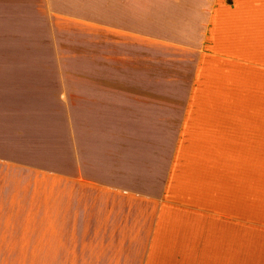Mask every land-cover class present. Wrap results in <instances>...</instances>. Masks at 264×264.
Masks as SVG:
<instances>
[{"label": "crops", "instance_id": "0c3cea01", "mask_svg": "<svg viewBox=\"0 0 264 264\" xmlns=\"http://www.w3.org/2000/svg\"><path fill=\"white\" fill-rule=\"evenodd\" d=\"M40 4L82 37L57 43L49 23L44 48L0 42V206L35 223L32 244L13 235L0 253L264 264L234 258L249 257L251 229L264 234L251 216L264 169L249 161L264 168V122L241 99L264 94V0Z\"/></svg>", "mask_w": 264, "mask_h": 264}, {"label": "rangeland", "instance_id": "374dc122", "mask_svg": "<svg viewBox=\"0 0 264 264\" xmlns=\"http://www.w3.org/2000/svg\"><path fill=\"white\" fill-rule=\"evenodd\" d=\"M56 20L51 19L50 16L44 12L43 6L40 4V0H0V42H15V43H25L27 42L26 52H33L34 44L41 42L42 48L49 41V38L46 34L50 28L48 24ZM44 24L41 29L44 30V34H40L42 31L36 27L34 23ZM45 22V23H44ZM26 23V24H25ZM51 24V23H50ZM52 25V24H51ZM51 32L56 37L57 43L60 42L64 45L65 36H69L73 39L81 40L82 31L80 29H66L65 27L55 28L52 25ZM58 45V44H57ZM20 46V45H19ZM64 49V46L59 47ZM25 45L20 46V50L24 51ZM55 52H59V51ZM22 53V52H16ZM51 53V52H49ZM81 61H78L76 64L77 67L82 66ZM218 85V84H217ZM243 103L248 102L250 108L249 119L252 122H264V94L257 95L256 93H246L242 96ZM263 101V103H262ZM254 102H259L260 107L258 110L251 109ZM252 128V126H250ZM250 142L252 143L254 137L258 136L257 133H250ZM250 165L256 168L257 164L260 165V170L264 168L261 167V158L260 163L257 162V159L250 158ZM264 166V165H263ZM260 179L263 182L264 186V173L260 172ZM252 185V181H251ZM260 206H251V216L264 220V199L261 198ZM251 203H257L256 200L251 199ZM257 209L262 210L259 211ZM27 217L33 219L32 216H28L26 212L21 214H15L10 212L7 214L5 207L0 206V246L1 245H18L19 238L12 237L13 235L25 236L24 244H32V237L35 231V223L27 219ZM8 218L9 220H7ZM6 219L4 222L3 220ZM19 219V220H18ZM252 225V224H251ZM254 228V227H252ZM251 229L250 233V254L249 257L240 259V256L236 253L234 254L235 263L236 262H247V263H259L264 262V234H258ZM29 237V238H28ZM3 248L0 247V250ZM24 257L26 255H20L15 253H0V264H14L19 259L18 257Z\"/></svg>", "mask_w": 264, "mask_h": 264}]
</instances>
